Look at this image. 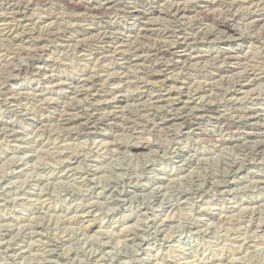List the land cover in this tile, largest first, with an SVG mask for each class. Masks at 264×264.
Instances as JSON below:
<instances>
[{
  "label": "rangeland",
  "instance_id": "1",
  "mask_svg": "<svg viewBox=\"0 0 264 264\" xmlns=\"http://www.w3.org/2000/svg\"><path fill=\"white\" fill-rule=\"evenodd\" d=\"M100 1L96 0V2ZM151 1L128 0L131 6L136 4L139 11L148 10L150 7L151 10H159L172 0H154V3ZM206 1L210 0H182L184 3L181 2V4H197V2ZM229 1L241 2V0ZM242 1L243 8H238V10L243 12L248 11L247 7L253 9L256 3L258 4V1H255V5L254 2L245 4V0ZM25 2L30 3L28 6L30 9L27 7L26 11L23 6ZM34 2L25 0L20 6L16 3L3 2L0 8V56L12 48L15 52V47L11 46L12 44L10 45L8 41H4L8 33L7 26L13 28L15 32L18 30L19 34H23V31L26 32L24 35L29 34L28 37L25 35L26 42H29H24V46H19L23 48L16 47L17 51L25 48L24 56L13 60V63L18 64V68L23 71L21 75L16 76L13 82L6 83L5 73L8 72V68L5 65L7 66L10 60L2 63L4 67L0 69V93L4 89L1 87L10 88L8 86H11L14 88L12 89L14 93L16 90L17 93L25 94H21V97L13 101L0 96V121L6 124L5 127H0V244H2L0 245V264H264V183H262L264 182V155H259V157L248 154L249 152L242 148L241 150L235 149L234 144L231 143L221 146L218 141H212L207 136L203 139L201 135L204 133H216L214 125L206 120L199 125L190 119L176 121L175 126L171 123L169 129L172 127L170 129L174 132L172 135L166 133L168 129L155 133L145 128H141L139 131H144H138L139 134H133L112 128L111 125L95 126L86 131L73 126L76 132L71 127L72 130H67L54 121L58 111L53 106L60 101L66 104L71 102L70 98L74 96L70 89L72 85L71 87L63 85L61 88L49 85L44 90L41 103L37 102L38 100L31 101L33 91L43 87L45 73L53 67L54 75L60 82L66 84L81 78L87 72L94 71L100 75L102 81L94 98L95 104L110 103L117 95L118 97H134L142 91L140 86L145 81L153 84L142 76V67L126 69L125 72L117 67L120 62L112 58L104 64L97 62V65L96 61L91 60L90 54H97V57H100L106 52V47H109L108 50H115L121 43H129L130 39L135 42L141 29L153 23L157 28L173 30L172 21L163 16L159 17L156 12L151 16L141 18L126 12L113 13L111 17L97 16L99 17L97 18L91 15L88 17L82 10L74 12L68 9L63 0ZM143 3L146 4L143 5ZM11 9L13 13H17V19L20 21L15 22L11 19ZM206 10L216 12L217 15L221 13L220 7L216 6ZM241 11L236 14L247 13ZM200 18L202 19L203 16L193 13L189 15V19L183 21V27L187 30L185 35L194 36L195 32H190L191 27L188 26H192L193 21ZM2 19H9V25H5L8 22L5 23ZM240 19L238 29L241 27L243 30L246 18L241 15ZM209 24L212 26V22ZM103 26L110 27L107 30V36H110L111 32L113 34L107 38L108 42L105 44L98 41V33L94 29ZM88 27L90 32H86ZM211 28L215 30L214 25ZM57 34L62 37L58 38ZM235 38L231 40L226 35L220 34L216 38H208L192 47L193 52H200L203 55L228 52L240 58L241 65H234L230 74L219 75H214L215 72L210 62L206 63L205 68L209 66L206 69L197 70V68L190 67L187 71L183 70V64L178 63L182 56H179L182 40L177 41L176 38L167 40L169 46L172 43L174 45L178 43V45L172 46L169 51L168 59L165 60V63L169 65L167 64L162 72V79L171 82L172 76L175 81L168 84L169 87L162 89L160 93H168L169 88L176 94L180 90V93L186 91V95L175 96L177 97L176 104L181 107L192 97L188 95L191 88L193 91L204 86L207 91L202 94L203 98L196 97L194 106H200L201 103L207 101L214 105L218 104L221 109L239 108L264 116V70L259 80L245 85L243 92L235 93V95L232 91V89L235 90L232 83L238 80L237 75H246L251 63L250 69L258 68V66L264 69V59H262L264 38L257 36V42L252 39L241 41ZM155 40L157 39L150 41L142 39L141 46L152 48L155 46L152 43H155ZM4 43L7 44L5 46L7 49ZM78 44H85L82 52ZM39 49L40 52H38ZM256 55L261 59L255 58ZM36 61L37 65L32 66V63ZM92 67H97V72L91 69ZM103 68H111V70L104 71ZM209 69L214 73L211 74ZM128 71L132 74L129 75ZM111 73L112 75H109ZM123 74L131 77L132 84L121 83L120 80L125 79ZM233 74L236 79H233L235 78ZM220 77L221 79L223 77V80H220ZM111 78L117 81L110 83L108 80L106 82ZM184 78L190 81L184 84ZM141 80L144 81L141 83ZM213 81L216 83H212ZM208 82L210 84H207ZM224 83H226L225 86ZM102 87L105 88L102 90ZM150 93V95H157ZM211 93H214L213 96ZM216 94H219V97ZM90 99L87 100L88 102H83L84 105L79 103L82 107L88 108L87 113H91L88 104L92 101ZM44 101L46 103H43ZM123 106L125 109L124 104ZM123 106L116 109L117 111L115 108L107 109L102 112V116L105 113L109 114L110 111L118 114L123 111ZM136 106L135 103H128L127 107L137 113ZM42 121L43 124H40ZM195 130L196 135H193L192 132ZM66 131L69 132L66 133ZM234 132H225L222 136L225 134V139H231L238 134ZM128 140L131 142L128 143ZM111 141L112 144H110ZM142 141L153 145L150 149L139 153L130 148L122 151L111 146L116 142L123 146H130L134 145V142ZM73 157H76V160L70 161ZM238 161H242L245 165V168L239 171V166L235 167ZM221 218H224L223 221ZM259 225L263 226L260 228ZM126 233H128L127 236H125Z\"/></svg>",
  "mask_w": 264,
  "mask_h": 264
},
{
  "label": "bare ground",
  "instance_id": "2",
  "mask_svg": "<svg viewBox=\"0 0 264 264\" xmlns=\"http://www.w3.org/2000/svg\"><path fill=\"white\" fill-rule=\"evenodd\" d=\"M25 1V0H24ZM23 0H0V8L3 6V2L6 3H16V5L20 6L22 5V2H24ZM34 1H39V0H33ZM41 1V0H40ZM62 1V0H61ZM65 6L76 12V11H84L86 15H91L93 17H97L100 16L101 17H108L113 13H121V12H126L128 14H132L134 16H137L139 18L143 17V16H151L153 15L155 12L156 14H159L160 16H163L165 19H169L170 21H172L171 23H173V30L167 31V30H163V28L161 29V27H158L154 25V23L151 26H144L139 35V39L137 38V40H134L135 42H132V40L130 39V42L127 43L125 42V44H122L118 47H116L115 50L109 49V47H106L105 50L106 52L100 56L97 57V54H90L91 55V60L92 61H96L99 62L100 64H104L110 61V59H114L118 62H120V64H117V67L119 68V70H126V69H131V68H135V67H142L141 71L143 72L142 76H145L146 79L150 82H152L153 84H150L148 82L145 81V83L141 84V88L142 91L135 95L132 98H127V97H123V96H116V98L111 101L109 100L110 103L108 102H104V103H99V104H95L94 103V98L96 97V93L98 92V87L101 86L99 85L100 82L102 81V77L96 73H94V71L91 72H87L84 75H82L81 78L73 80L72 82H70L69 84L67 83H63L60 82L58 77L56 75H54V70L53 68L51 70L47 71L45 73V82H43V87L37 90H34L32 93V98L31 101H36L40 102L43 99L44 96V90L47 89L46 87L51 85L52 87H62L63 85H68L71 87V93L74 95L73 98H70L71 102L70 103H63L60 101V103H55L53 108L55 110L58 111L56 119L54 120L55 122H57V124H59V126H63L65 127L67 130H74V132H76V130L74 128H72L73 126H76L78 128H80L82 131H86L88 128L94 127L95 126H106V125H111L112 128L115 129H120L122 132H131L133 134H139V131L141 128H145V130L147 129H151L152 131H154L155 133L160 131V130H164L166 131V129H168V134L172 135V130L169 129L171 123L176 124V121H180V120H186V119H190L192 121H194L197 125H199L200 123H203L202 121L206 120L207 122H211V124L214 125V127L216 128V132L215 134L212 133H204L203 135H201L203 137V139H205V136H207V138H210L212 141H218V143L221 146L224 145H230L234 144L235 149L238 148L239 150H247L251 155L254 156H259V155H264V116L260 115V114H256L253 113L251 111H247V110H240L239 108L237 109H221L218 104L214 105L211 104L210 102H203L200 104V106L195 105L194 106V100L196 99L197 96L202 97V94L206 93L207 89L204 87H202L201 89H194L192 91V88L190 89V93L188 95H192L191 98H189V102H185V105L183 106H178L175 102V100L177 99L178 96L181 95H186V91H183L180 93V91L178 92V94H176L175 91L168 89V93L166 92L165 94H161L160 91L164 88L169 87L168 84H170L172 81H175L174 77L171 76V82H168L167 80L162 79V72L164 71V69L166 68L168 63H165L166 59H168V55H169V51L172 49V46H175L176 44L178 45V43H176L175 45L172 43L170 44L171 46H169L167 43V40H170L172 38H176L177 41L178 40H182V43L180 44V55L181 56V60H179L181 63L183 64V70H188L190 67L197 68L198 69H206L208 67L205 68L206 63L210 62L211 67L213 69V71L215 72L214 75H219V74H226L232 72V69L234 67V65L238 64L241 65L240 63V58L236 55H232L228 52H223V53H209L207 55H203L200 52L196 53L192 51V47L196 46L198 44H200V42L203 40H206L208 38L211 37H215L218 35H226V37L228 38H232L236 37L238 39H240L241 41L246 40V39H252V40H258L257 36H260L262 38H264V0H245V4L247 3H253L255 5V1H258V4L256 3L255 7L252 9H248L244 12V14H241L243 17L246 18V24H244V29L241 30L238 29V22L241 20L240 17L241 15H237L236 13H239L240 11L238 10V8H243L242 7V3L243 2L241 0V2H234V1H229V0H210V1H206L203 3H191V4H181L182 0H172L170 1L168 4L166 3L165 7L159 10H151L152 8L150 7V9L146 10V9H142L143 11H139L137 10L139 7L134 4V5H130V3L128 2V0H101L100 2H96V0H63ZM195 1V0H194ZM239 1V0H238ZM28 2V1H27ZM31 2V0H30ZM43 2V1H42ZM131 2V1H130ZM147 2V1H146ZM151 2L154 3V0H152ZM166 2V1H165ZM26 3V2H25ZM35 3V2H34ZM132 3V2H131ZM184 3V2H182ZM32 4V3H31ZM146 3H143V5H145ZM151 4V3H150ZM165 3H163L164 5ZM30 5V3H26L24 6L25 11L27 9V7ZM252 5V4H251ZM22 6V8H23ZM220 7V11L221 13L219 15L216 14V12H210L209 10H206L207 8H212V7ZM244 6V5H243ZM250 6V5H249ZM253 6V5H252ZM16 7V6H15ZM29 8V7H28ZM30 9V8H29ZM64 9V8H63ZM243 10V9H242ZM24 11V10H23ZM28 11V10H27ZM62 11V10H61ZM19 12V11H18ZM26 13V12H25ZM24 13V14H25ZM56 13V12H55ZM196 13L197 15H202L203 18L198 19L196 21H193L192 26H188L191 27V29L189 28L190 32L194 31L195 34L194 36H188L185 35V31H187L186 29H184V25H183V21L185 22L187 19H189V15ZM22 14V13H21ZM10 15L12 16V20L14 19V21L16 22L17 19V13H13L12 9L10 11ZM55 15V14H54ZM119 15V14H118ZM123 15V14H122ZM4 16V15H3ZM26 16V15H25ZM24 16V18H25ZM78 16V15H77ZM124 16V15H123ZM8 17V16H7ZM46 17V16H45ZM81 17V16H80ZM111 17V16H110ZM109 17V19H110ZM119 17V16H118ZM117 17V18H118ZM122 17V16H121ZM130 18V16H128ZM159 17L157 19H159ZM61 18V17H59ZM92 18V17H91ZM99 18V17H97ZM123 18V17H122ZM22 19V18H21ZM114 19V18H113ZM124 19V18H123ZM136 19V18H135ZM192 19V18H191ZM194 19V18H193ZM5 23H7L9 21V19H2ZM51 20V19H50ZM87 20V19H86ZM115 20V19H114ZM161 20V19H160ZM158 20V21H160ZM164 20V19H162ZM168 20V21H169ZM200 20V21H199ZM11 21V20H10ZM20 21V20H18ZM64 21V20H63ZM62 21V22H63ZM121 21V20H120ZM167 21V20H165ZM164 21V22H165ZM190 21V20H188ZM191 21V22H192ZM2 22V21H1ZM22 22V21H21ZM70 22V21H69ZM115 22V21H113ZM119 22V21H118ZM163 22V21H161ZM209 22H212V26L214 25V29L211 28L212 26L209 24ZM14 23V22H13ZM12 23V24H13ZM20 23V22H19ZM92 23V22H91ZM90 23V25H91ZM98 23V22H97ZM102 23V22H99ZM167 23V22H166ZM188 23V22H187ZM11 24V23H10ZM16 24V23H15ZM14 24V25H15ZM87 24V23H86ZM85 24V25H86ZM158 24V23H157ZM162 24V23H161ZM160 24V25H161ZM189 24V23H188ZM5 25H9V22ZM52 25V24H51ZM61 25V24H60ZM65 25V24H64ZM75 25L76 24H72ZM84 25V26H85ZM89 25V24H88ZM111 25H113L111 23ZM118 25V24H116ZM168 25V24H167ZM170 25V23H169ZM168 25V26H169ZM241 25V24H240ZM12 26V25H11ZM74 26V27H75ZM114 26V25H113ZM155 26V27H154ZM162 26V25H161ZM165 26V24H164ZM72 27V26H71ZM70 27V28H71ZM90 27V26H89ZM87 29L86 32H88L90 29ZM115 27V26H114ZM170 27V26H169ZM172 27V25H171ZM187 27V28H188ZM5 28V27H4ZM15 28V27H14ZM61 28V27H60ZM69 28V26H68ZM85 28V27H84ZM110 28V27H109ZM105 26H103L102 28H94L95 31L98 33L99 38L98 41L102 42L103 44L107 43V38L110 36H107L106 34L108 33L107 30L109 29ZM167 28V27H166ZM16 29V28H15ZM49 29V28H48ZM47 29V30H48ZM54 29V28H53ZM46 30V29H45ZM51 30V29H49ZM61 30V29H60ZM65 30V29H64ZM67 30V29H66ZM93 30V29H92ZM6 31H8V33H6V40L4 41H8L9 44L11 46L15 47V52L12 50L7 51L6 53H3L0 56V69L1 67H4V65H2V63L10 60V63L5 67L8 68V72L5 73L7 75V77L5 78L6 83H11L13 82V79H15L16 76L21 75V73L23 72L21 70V68H18V64H15V62L13 63V60H18V58L20 56H24L25 54V48L24 49H20L19 51H17L18 49H16V47H19L21 45L24 44V42H26L25 40V35L24 33H26L25 31H23V34H19L17 31L15 32V30L13 28H11L10 26H7ZM22 32V31H21ZM29 32V31H28ZM51 32V31H50ZM56 32V31H55ZM90 32V31H89ZM95 32V33H96ZM189 32V31H188ZM4 33V34H5ZM60 33V32H59ZM65 33V32H64ZM45 33H43L44 35ZM53 34V33H50ZM68 33H66L67 35ZM27 35H29L27 33ZM26 35V36H27ZM78 35V34H77ZM83 35V34H82ZM95 35V34H93ZM91 35V36H93ZM192 35V34H191ZM229 35V36H228ZM47 36V35H46ZM87 36V35H86ZM90 36V35H89ZM2 37V36H1ZM28 37V36H27ZM58 38H61L62 35H58ZM225 37V36H224ZM66 38V37H65ZM68 38V37H67ZM92 38V37H91ZM235 38V39H236ZM47 39V38H46ZM51 39V38H50ZM55 39V38H53ZM57 39V38H56ZM63 39V38H62ZM70 39V38H69ZM87 39V37H86ZM89 39V38H88ZM95 39V38H94ZM113 39V38H112ZM142 39L144 40H155V43L152 42L153 44H155V46H153L152 48H144L141 46V41ZM25 40V41H24ZM64 40V39H63ZM85 40V39H84ZM82 40V41H84ZM91 40V39H89ZM93 40V39H92ZM111 40V39H110ZM213 40V39H212ZM211 40V41H212ZM234 40V39H233ZM257 40L255 42H257ZM261 40V39H259ZM263 40V39H262ZM1 41V40H0ZM3 41V40H2ZM60 41V40H59ZM81 41V39H80ZM78 41V42H80ZM116 41V40H115ZM120 41V40H119ZM127 41V40H126ZM166 41V42H165ZM172 41V40H171ZM224 41V40H223ZM222 41V42H223ZM230 41V40H229ZM228 41V42H229ZM29 42V41H27ZM26 42V43H27ZM88 42V40H87ZM174 42V40H173ZM207 42V41H206ZM260 42V41H259ZM21 43V44H20ZM25 43V44H26ZM60 43V42H59ZM85 43V41L83 42ZM114 43V42H113ZM150 43V42H149ZM208 43V42H207ZM210 43V42H209ZM263 43V42H261ZM5 44V43H4ZM62 44V43H61ZM82 44V43H81ZM78 44L80 52L83 51V46L85 47V44L81 45ZM93 44V43H92ZM101 44V43H100ZM142 44H144V42H142ZM151 44V43H150ZM253 44V43H252ZM3 45V43H2ZM7 44L4 45V47ZM9 45V46H10ZM89 45V44H88ZM94 45V44H93ZM256 45V44H255ZM259 45V44H258ZM24 46V45H23ZM30 46V44H29ZM28 46V47H29ZM35 46V45H34ZM62 46V45H60ZM59 46V47H60ZM68 46V45H66ZM65 46V47H66ZM100 46V45H99ZM110 46V45H109ZM145 46V45H144ZM147 46H149V44H147ZM146 46V47H147ZM2 47V46H1ZM27 47V49H28ZM103 47V46H102ZM112 47V46H111ZM151 47V46H150ZM264 47V46H263ZM6 48V47H5ZM19 48H23V47H19ZM30 48V47H29ZM43 48V47H42ZM41 48V49H42ZM67 48V47H66ZM91 48V47H90ZM114 48V47H113ZM196 48V47H195ZM259 48V47H258ZM7 49V48H6ZM36 49V48H35ZM96 49V48H95ZM175 49V48H174ZM260 49V48H259ZM1 50V49H0ZM4 50V49H3ZM29 50V49H28ZM32 50V49H31ZM87 50V49H86ZM27 51V50H26ZM33 51V50H32ZM178 51V50H177ZM36 52V50H35ZM40 52V49L39 51ZM43 52V50L41 51ZM260 52V51H259ZM89 53V52H88ZM178 53V52H176ZM263 53V52H262ZM37 54V53H35ZM40 54V53H39ZM110 54V55H109ZM215 54V55H214ZM257 54V53H256ZM260 54V53H258ZM29 55V53H28ZM43 55V54H41ZM40 55V56H41ZM37 56V55H36ZM39 56V57H40ZM79 56V55H78ZM33 57V56H32ZM82 57V56H81ZM86 57V56H85ZM249 57V56H248ZM41 58V57H40ZM89 58V57H88ZM255 58H259L260 57H256ZM42 59V58H41ZM253 59V58H252ZM264 59V57L262 58ZM51 60V59H50ZM87 60V59H86ZM246 60V59H245ZM49 61V60H47ZM85 61V59H84ZM115 61V63H116ZM213 61V62H211ZM248 61V60H247ZM253 61V60H252ZM251 61V62H252ZM262 61V60H261ZM58 62V61H56ZM257 62V60H256ZM255 62V63H256ZM17 63V62H16ZM21 63V62H20ZM31 63V61H30ZM87 63V62H86ZM91 63V62H90ZM89 63V64H90ZM170 63V62H169ZM254 63V62H253ZM264 63V62H263ZM32 66H36L37 65V61L32 63ZM53 64V63H52ZM70 64V63H69ZM94 64V63H93ZM92 64V65H93ZM99 64V65H100ZM111 64V63H110ZM262 64V62H261ZM20 65V64H19ZM51 65V64H50ZM91 65V66H92ZM98 65V63H97ZM116 65V64H115ZM169 65V64H168ZM245 65V64H244ZM264 65V64H263ZM39 66V65H38ZM70 66V65H69ZM72 66V63H71ZM88 66V65H87ZM94 66V65H93ZM96 66V65H95ZM106 66V64L104 65ZM178 66V65H177ZM247 66V65H246ZM249 66V64H248ZM252 66V63H251ZM250 66V67H251ZM257 66V65H256ZM67 67V66H66ZM99 67V66H98ZM101 67V65H100ZM99 67V68H100ZM108 67V66H107ZM111 67V66H109ZM210 67V68H211ZM243 67V66H242ZM248 72L246 73V75H237L238 80L234 83H232L231 85L234 86V89H232V87H230L232 89L233 94L235 93H240L243 92V90L245 89V85L251 83V82H255L257 80L260 79V77L263 75V68L262 66H258V68L255 69H250ZM42 68V67H40ZM89 68V67H88ZM86 68V69H88ZM112 68V67H111ZM111 68H103L104 71L107 70H111ZM115 68V67H114ZM61 69V68H60ZM85 69V68H84ZM91 69H95L97 72V67L96 68H91ZM179 69V68H178ZM192 69V70H193ZM28 70V68H27ZM36 70V69H35ZM116 70V69H115ZM196 70V71H197ZM245 70V69H244ZM46 71V70H45ZM100 71V69H99ZM114 71V70H112ZM127 71V70H126ZM125 71V72H126ZM131 71V70H130ZM130 71H128V74H132L129 73ZM135 71V70H134ZM133 71V72H134ZM178 71V70H177ZM191 71V70H190ZM203 71V70H202ZM210 71V69H209ZM212 71V72H213ZM247 71V70H245ZM245 71L243 73H245ZM31 72V71H30ZM83 72V71H82ZM103 73V71H101ZM117 72V71H116ZM122 72V71H121ZM122 72V73H125ZM136 72V71H135ZM179 72V71H178ZM181 72V71H180ZM179 72V73H180ZM185 72V71H184ZM211 72V71H210ZM211 72V74H213ZM261 72V73H260ZM32 73V72H31ZM38 73V72H37ZM36 73V74H37ZM110 73V72H108ZM120 73V72H119ZM177 73V72H176ZM175 73V74H176ZM182 73V72H181ZM1 74V73H0ZM4 74V75H5ZM25 74V73H24ZM27 74V73H26ZM30 74V73H29ZM40 74V73H39ZM38 74V75H39ZM59 74V73H58ZM83 74V73H82ZM105 74V73H104ZM107 74V73H106ZM114 74V73H113ZM126 74V73H125ZM123 74V75H125ZM175 74H173L174 76H176ZM178 74V73H177ZM186 73H184L185 75ZM204 74V73H202ZM235 74V73H234ZM233 74V76H234ZM44 75V74H43ZM109 75H112L109 74ZM116 75V74H114ZM119 75V74H118ZM136 75V73H135ZM179 75V74H178ZM198 75V74H197ZM35 76V75H34ZM121 76V75H119ZM133 77H135L134 75H132ZM141 76V77H142ZM212 76V75H211ZM112 77V76H110ZM109 77V78H110ZM114 77V76H113ZM116 77V76H115ZM124 77V76H123ZM179 77V76H178ZM183 77V76H182ZM181 77V78H182ZM186 77V76H185ZM194 77V76H193ZM202 77V76H201ZM210 77V76H209ZM226 77V76H225ZM235 77V76H234ZM136 78V77H135ZM173 78V80H172ZM190 78V77H188ZM188 78H184L185 83L190 81V79ZM213 78V76H212ZM232 77L230 76V79ZM134 79V78H133ZM138 79H141L138 77ZM169 79V78H168ZM194 79V78H193ZM215 79V78H214ZM233 79H236L233 78ZM110 80V81H108ZM135 80V79H134ZM177 80V78H176ZM217 80V79H216ZM220 80H223V77ZM225 80V79H224ZM116 82L117 79H107L106 82ZM121 83L124 84H132L131 81V77L128 75H125V79L124 80H120ZM144 80H141V83ZM178 81V80H177ZM227 81V79H226ZM231 81H233L231 79ZM65 82V81H64ZM105 82V80L103 81ZM137 82V81H136ZM179 82V81H178ZM181 82V81H180ZM224 82V81H222ZM229 82V81H228ZM5 83V82H4ZM135 83V82H134ZM206 83V82H205ZM212 83H216L215 81H213ZM221 83V82H220ZM227 83V82H226ZM224 83V86L225 84ZM207 84H210L209 82ZM206 84V85H207ZM223 84V83H222ZM221 84V85H222ZM42 85V84H41ZM137 85V84H136ZM191 85V83H190ZM193 85V84H192ZM191 85V86H192ZM205 85V86H206ZM213 86V84H211ZM229 85V84H228ZM107 86V85H106ZM115 86V85H114ZM121 86V85H120ZM189 86V85H188ZM194 86V85H193ZM202 86V85H201ZM210 88V85H208ZM218 87V85H216ZM223 86V87H224ZM230 86V85H229ZM10 88H5V87H1L4 88L3 90H1L0 96L4 97L5 99L8 98V100H16L17 98L21 97L20 95L21 93H17L15 90V93L13 92L11 86H8ZM14 87V86H13ZM125 87V86H124ZM127 87V86H126ZM131 87V86H130ZM133 87V86H132ZM137 87V86H135ZM227 87V86H226ZM51 88V87H50ZM100 88V87H99ZM105 87H102V90ZM123 88V86H122ZM129 88V87H128ZM173 88V87H172ZM188 88V87H187ZM190 88V87H189ZM212 88V87H211ZM225 88V87H224ZM229 88V90H230ZM113 89V88H112ZM116 89V88H115ZM136 89V88H134ZM174 89V88H173ZM221 89V88H219ZM227 89V88H226ZM49 90V89H48ZM68 90V89H67ZM215 90V89H213ZM217 90V89H216ZM227 90V92L229 91ZM32 91V90H31ZM101 91V90H100ZM108 91V90H107ZM210 91V90H209ZM30 92V91H29ZM67 92V91H66ZM152 92L157 94V95H150ZM175 92V93H174ZM138 93V91H137ZM150 93V94H149ZM215 93V92H214ZM214 93H211L212 96ZM221 93V92H220ZM224 93V91H223ZM229 93V92H228ZM24 94V93H23ZM22 94V95H23ZM31 93H29L30 95ZM109 94V93H108ZM208 94V92H207ZM231 94V93H230ZM25 95V94H24ZM103 95V94H102ZM106 95V94H105ZM134 95V94H133ZM178 95V96H177ZM187 95V96H188ZM217 95V94H216ZM219 95V94H218ZM217 95V96H218ZM226 95V94H225ZM236 95V94H235ZM254 95V94H252ZM251 95V96H252ZM66 96V95H65ZM104 96V95H103ZM127 96V95H125ZM131 96V95H129ZM175 96H177L175 98ZM208 96V95H207ZM211 96V97H212ZM216 96V97H217ZM230 96V95H229ZM23 97V96H22ZM29 97V96H27ZM72 97V96H71ZM118 97V98H117ZM204 97V96H203ZM202 97V98H203ZM210 97V96H209ZM219 97V96H218ZM221 97V96H220ZM92 100L91 102H89V110L91 113H87L86 110H88V108L82 107L81 105H84L83 102H86L87 100ZM100 98V97H99ZM105 98V97H104ZM222 98V97H221ZM252 98V97H251ZM22 99V98H21ZM49 99V98H48ZM47 99V100H48ZM51 99V98H50ZM85 99V100H84ZM106 99V98H105ZM113 99V98H111ZM199 99V98H198ZM208 99V97H207ZM215 99V98H214ZM219 99V98H218ZM250 99V98H249ZM254 99V98H253ZM26 100V99H24ZM60 100V99H59ZM197 100V99H196ZM5 101V100H4ZM50 101V100H49ZM48 101V102H49ZM54 101V100H53ZM98 101V100H97ZM108 101V100H107ZM3 102V101H2ZM51 102V101H50ZM56 102V101H55ZM88 102V101H87ZM101 102V101H100ZM11 103V102H10ZM41 103V102H40ZM43 103H46L45 101ZM81 105H80V104ZM128 103H135L138 109H136L137 113H134L135 111H131L129 109ZM232 103V102H231ZM35 104V103H34ZM38 104V103H37ZM125 105V109L124 106ZM243 104V103H242ZM29 105V104H28ZM32 105V104H31ZM6 106V105H5ZM9 106V105H8ZM17 106V105H16ZM34 106V105H33ZM37 106V105H36ZM44 106V105H43ZM42 106V107H43ZM49 106V104H48ZM121 106H123V111H120L118 114H113L112 111H110L109 114H104L103 115V111H106L107 109H119L121 108ZM134 106V105H133ZM41 107V108H42ZM127 107V108H126ZM238 107V106H237ZM6 108V107H5ZM9 108V107H8ZM15 108V107H14ZM51 108V106H50ZM133 108V107H131ZM135 108V107H134ZM223 108V107H222ZM227 108V107H226ZM7 109V108H6ZM5 109V110H6ZM20 109V108H19ZM23 109V108H22ZM27 109V107H26ZM16 110V109H15ZM114 110V111H115ZM28 111V109L26 110ZM45 111V110H44ZM54 111V110H53ZM117 111V110H116ZM115 111V112H116ZM56 112V111H55ZM109 112V111H108ZM20 113V112H19ZM25 113V112H24ZM29 113V112H28ZM31 114V113H30ZM29 115V114H28ZM34 115V114H33ZM37 115V113H36ZM21 117H23L21 115ZM33 118V117H32ZM47 118V117H46ZM41 120V119H40ZM6 122V121H5ZM209 122V123H210ZM54 123V122H53ZM10 124V123H8ZM40 124H43V121L40 122ZM55 124V123H54ZM56 124V125H57ZM182 124V123H181ZM5 123H3L2 121H0V127L3 128L2 126L5 127ZM37 125V124H36ZM48 125V124H46ZM45 125V126H46ZM44 126V125H43ZM55 126V125H54ZM175 126V125H174ZM7 127V126H6ZM37 127V126H36ZM56 127V126H55ZM58 127V126H57ZM72 129H71V128ZM110 127V126H109ZM8 128V127H7ZM47 128V127H46ZM64 128V129H65ZM42 129V128H41ZM44 129V128H43ZM174 129V128H173ZM4 130V129H3ZM40 130V128H39ZM45 130V129H44ZM43 130V132H44ZM81 130L78 129V131L80 132ZM206 130V129H205ZM2 131V129H1ZM12 131V130H11ZM17 131V130H16ZM38 131V130H37ZM46 131V130H45ZM48 131V130H47ZM139 131V132H138ZM151 131V132H152ZM236 132L238 133L236 136H233L231 139H225L224 135L222 136L223 133L225 132ZM42 132V133H43ZM63 132V131H62ZM65 132V131H64ZM69 132V131H68ZM66 131V133H68ZM71 132V131H70ZM94 132V131H93ZM147 132V131H146ZM163 132V131H162ZM188 132V131H187ZM196 130L192 132L193 135L195 134ZM234 132V133H235ZM49 133V132H47ZM58 133V132H57ZM56 133V134H57ZM65 133V134H66ZM81 133V132H80ZM85 133V132H84ZM164 133V132H163ZM174 133V132H173ZM189 133V132H188ZM235 133V134H236ZM50 134V133H49ZM75 134V133H73ZM79 134V133H78ZM83 134V132H82ZM144 134V133H142ZM191 134V135H192ZM12 135V134H10ZM16 135V134H15ZM55 135V134H54ZM64 135V134H63ZM114 135V134H113ZM123 135V134H122ZM154 135V134H153ZM166 135V134H164ZM171 135H168L171 137ZM13 136V135H12ZM48 136V135H47ZM51 136V135H50ZM53 136V135H52ZM67 136V135H66ZM71 136V135H70ZM160 136V135H159ZM231 136V135H230ZM55 137V136H54ZM72 137V136H71ZM115 137V136H114ZM119 137V136H118ZM134 137V136H133ZM137 137V136H136ZM66 138V137H65ZM140 138V137H139ZM45 139V138H44ZM48 139V138H47ZM114 139V138H113ZM120 139V138H119ZM134 140V138H132ZM136 139V138H135ZM202 139V138H201ZM140 140V139H138ZM136 140V141H138ZM115 141V140H114ZM130 143L131 141L128 140ZM135 141V140H134ZM141 141V140H140ZM207 141V140H206ZM35 142V141H34ZM44 142V141H43ZM47 142V141H46ZM119 142V141H118ZM39 143V142H38ZM126 143V142H125ZM214 143V142H213ZM45 144V143H44ZM43 144V145H44ZM112 144V141L111 143ZM117 144V142H116ZM113 144L111 146H114L117 150H128V148H130V150L139 153L143 150L146 149H150L152 147V145L147 142L144 143V141L139 142V143H135L134 145H130V146H123L122 144L120 145L119 143L116 145ZM124 144V142H123ZM39 145V144H38ZM37 145V146H38ZM46 145V144H45ZM105 145V144H104ZM126 145V144H125ZM109 146V145H108ZM233 147V146H232ZM111 148V147H110ZM224 148V147H223ZM227 148V147H226ZM234 149V151H235ZM37 150V149H36ZM108 150V149H107ZM110 150V149H109ZM227 150V149H226ZM233 150V149H232ZM238 150V151H239ZM102 151V150H101ZM121 152V151H120ZM245 152V151H244ZM102 153V152H101ZM191 153V152H190ZM238 153V152H237ZM243 153V152H242ZM242 155V154H241ZM260 157V156H259ZM262 157V156H261ZM190 158V157H189ZM240 158V157H239ZM242 158V157H241ZM264 158V156H263ZM187 159V158H186ZM76 160V157L71 158L70 161H74ZM199 160V159H198ZM236 160V159H235ZM240 160V159H239ZM245 161L247 159H244ZM255 161V160H254ZM188 162V161H187ZM198 162V161H197ZM201 162V161H200ZM192 163V162H191ZM234 164V162H232ZM231 163V164H232ZM262 163V162H261ZM70 164V163H69ZM205 164V163H203ZM245 164V163H244ZM248 164V163H247ZM252 164V163H249ZM235 165V164H234ZM239 166L238 171L241 169H244L245 165L242 164V161H238L235 165ZM248 166V165H247ZM191 168V167H190ZM198 169V168H197ZM206 171V170H205ZM234 173V172H233ZM238 172L236 171V174ZM257 176V175H256ZM260 176V175H259ZM208 177V176H207ZM259 178V177H258ZM261 179V178H259ZM188 180V179H187ZM256 180V179H255ZM200 181V180H199ZM258 181V180H257ZM256 181V182H257ZM260 181V180H259ZM264 181V180H263ZM255 183V182H254ZM258 183V182H257ZM256 183V184H257ZM260 183V182H259ZM264 183V182H262ZM258 186V184H257ZM200 188V187H199ZM262 188V187H261ZM260 188V189H261ZM166 189V188H165ZM193 192V191H192ZM251 192V191H250ZM167 194V192L165 193ZM224 194V193H223ZM229 196V195H228ZM174 197V196H173ZM180 198V197H179ZM185 198V197H184ZM232 202V201H231ZM6 203V202H5ZM2 203V204H5ZM175 207V206H174ZM246 213V212H245ZM251 214V213H250ZM204 215V214H203ZM206 215V214H205ZM247 215V214H246ZM253 216V215H252ZM257 217V216H256ZM251 218V215H250ZM253 218V217H252ZM213 219V217H212ZM222 221L224 218H221ZM226 219V218H225ZM24 220V219H23ZM219 221V220H218ZM263 221V220H262ZM225 222V221H224ZM228 223V222H227ZM234 223V222H233ZM221 224V223H220ZM263 224V223H262ZM264 225V224H263ZM263 225H259L263 226ZM254 227V226H253ZM257 227V229L259 228ZM261 228V227H260ZM126 230V229H125ZM157 230V229H156ZM259 230V229H258ZM129 233V231H127ZM131 232V229H130ZM4 233V232H3ZM128 233L125 234V236L128 235ZM130 234V233H129ZM124 236V235H123ZM122 236V237H123ZM126 238V237H125ZM124 239V238H123ZM129 239V238H128ZM18 242V241H17ZM1 243V242H0ZM2 245V244H0ZM50 245V244H49ZM9 247V246H8ZM13 250V249H12ZM48 250V249H47ZM19 253V252H18ZM98 253V252H97ZM1 254V253H0ZM53 254V253H52ZM10 256V255H9ZM1 257V256H0ZM100 258V256H99ZM98 258V259H99ZM106 259V258H105ZM97 260V258H96ZM104 261V259H103ZM47 262V261H46ZM66 262V261H65ZM50 263V262H49ZM60 263V262H59ZM63 263V262H62ZM98 263V262H97ZM68 264V263H66ZM195 264V263H194Z\"/></svg>",
  "mask_w": 264,
  "mask_h": 264
}]
</instances>
